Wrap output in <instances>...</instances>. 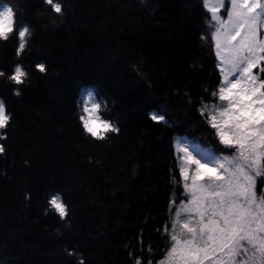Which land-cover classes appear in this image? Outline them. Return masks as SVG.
<instances>
[{
	"label": "trees",
	"instance_id": "trees-1",
	"mask_svg": "<svg viewBox=\"0 0 264 264\" xmlns=\"http://www.w3.org/2000/svg\"><path fill=\"white\" fill-rule=\"evenodd\" d=\"M0 2L16 13V31L0 40V100L11 116L0 130V264H156L173 192L183 197L173 137L231 154L199 111L219 82L210 34L201 39L202 0H55L61 14L44 0ZM17 64L28 73L18 86L7 79ZM88 91L119 129L106 139L79 122ZM55 194L64 220L48 204Z\"/></svg>",
	"mask_w": 264,
	"mask_h": 264
},
{
	"label": "snow or ice",
	"instance_id": "snow-or-ice-1",
	"mask_svg": "<svg viewBox=\"0 0 264 264\" xmlns=\"http://www.w3.org/2000/svg\"><path fill=\"white\" fill-rule=\"evenodd\" d=\"M44 2L62 13L59 2ZM202 4L210 18L206 16L208 33L201 39L210 34L219 82L211 91L214 102L201 101L199 111L223 146L220 151L231 154L217 155L184 135L173 137L179 166V178L173 183L182 186L183 197L177 203L173 192L164 226L168 246L156 264H264V0H202ZM15 16L12 7L0 2V40L7 41L16 31ZM29 34L28 26L19 29L16 56L24 51ZM35 67L46 72L42 62ZM5 75L0 71V77ZM27 76L17 64L7 79L18 86ZM80 104L79 122L87 135L103 140L119 131L102 118L105 105L92 91ZM151 119L167 123L166 114L155 112ZM10 120L0 100V130ZM4 152L0 144V154ZM48 204L61 220L69 215L59 194L52 195ZM135 264H142L139 257Z\"/></svg>",
	"mask_w": 264,
	"mask_h": 264
}]
</instances>
